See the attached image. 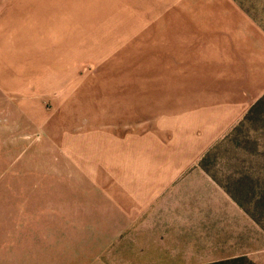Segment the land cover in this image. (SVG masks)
I'll return each instance as SVG.
<instances>
[{
    "label": "rangeland",
    "instance_id": "1",
    "mask_svg": "<svg viewBox=\"0 0 264 264\" xmlns=\"http://www.w3.org/2000/svg\"><path fill=\"white\" fill-rule=\"evenodd\" d=\"M172 183L245 213L232 258L134 259ZM227 262L264 264V0H0V264Z\"/></svg>",
    "mask_w": 264,
    "mask_h": 264
},
{
    "label": "crops",
    "instance_id": "2",
    "mask_svg": "<svg viewBox=\"0 0 264 264\" xmlns=\"http://www.w3.org/2000/svg\"><path fill=\"white\" fill-rule=\"evenodd\" d=\"M169 186V184H168ZM181 185L172 183L168 191L144 192L143 229L140 249L142 261L222 260L231 256L222 237H238L245 213L223 192H180ZM139 217V216H135ZM241 218V220H240ZM226 231L225 233H223ZM139 242L133 240V244ZM213 245L218 255L208 256L205 246Z\"/></svg>",
    "mask_w": 264,
    "mask_h": 264
},
{
    "label": "trees",
    "instance_id": "3",
    "mask_svg": "<svg viewBox=\"0 0 264 264\" xmlns=\"http://www.w3.org/2000/svg\"><path fill=\"white\" fill-rule=\"evenodd\" d=\"M257 105H258V103H256L255 106H253V108L250 109L249 113L252 112V110H254V108H255ZM248 117H249V115L247 114V116L245 117V119H248ZM232 263H234V262H232ZM219 264H220V263H219ZM221 264H224V263H221ZM227 264H229V263L227 262ZM230 264H231V263H230Z\"/></svg>",
    "mask_w": 264,
    "mask_h": 264
}]
</instances>
